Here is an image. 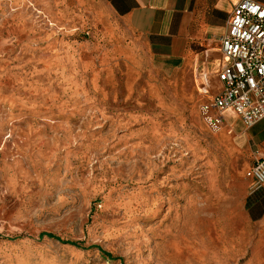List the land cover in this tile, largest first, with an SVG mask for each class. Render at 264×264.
I'll return each instance as SVG.
<instances>
[{"label":"rangeland","instance_id":"obj_1","mask_svg":"<svg viewBox=\"0 0 264 264\" xmlns=\"http://www.w3.org/2000/svg\"><path fill=\"white\" fill-rule=\"evenodd\" d=\"M196 65L105 0H0V264H264L253 157Z\"/></svg>","mask_w":264,"mask_h":264},{"label":"crops","instance_id":"obj_2","mask_svg":"<svg viewBox=\"0 0 264 264\" xmlns=\"http://www.w3.org/2000/svg\"><path fill=\"white\" fill-rule=\"evenodd\" d=\"M237 1L105 0L134 34L146 38L150 51L168 60L192 59L196 67L209 70L203 77L209 79L214 91L220 88L216 70L224 60L222 37ZM222 114L219 135L248 148L253 157L248 169L257 159H264V118L248 126L232 108ZM256 188L247 195L244 205L251 218L264 222V184L259 183Z\"/></svg>","mask_w":264,"mask_h":264},{"label":"built area","instance_id":"obj_3","mask_svg":"<svg viewBox=\"0 0 264 264\" xmlns=\"http://www.w3.org/2000/svg\"><path fill=\"white\" fill-rule=\"evenodd\" d=\"M222 60L216 70L220 88L203 77L200 92L208 97L201 113L214 129L223 124V111L234 109L248 126L264 118V3L238 0L222 37ZM246 175L264 184V159H257Z\"/></svg>","mask_w":264,"mask_h":264},{"label":"trees","instance_id":"obj_4","mask_svg":"<svg viewBox=\"0 0 264 264\" xmlns=\"http://www.w3.org/2000/svg\"><path fill=\"white\" fill-rule=\"evenodd\" d=\"M43 236H47L49 238H54V239H57V240L61 241L62 243H67V244H70V245H73V246H77V247H79L81 245V243L79 241H76V240H65V239H62L60 236H58V235H56L54 233H51V232H41L40 233V237H43ZM97 248L102 253H104L105 255H107L109 258H112L111 253L106 252L100 246H97Z\"/></svg>","mask_w":264,"mask_h":264},{"label":"bare ground","instance_id":"obj_5","mask_svg":"<svg viewBox=\"0 0 264 264\" xmlns=\"http://www.w3.org/2000/svg\"><path fill=\"white\" fill-rule=\"evenodd\" d=\"M154 86V85H153Z\"/></svg>","mask_w":264,"mask_h":264}]
</instances>
